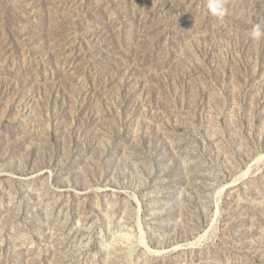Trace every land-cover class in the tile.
Returning <instances> with one entry per match:
<instances>
[{
  "label": "rangeland",
  "instance_id": "374dc122",
  "mask_svg": "<svg viewBox=\"0 0 264 264\" xmlns=\"http://www.w3.org/2000/svg\"><path fill=\"white\" fill-rule=\"evenodd\" d=\"M0 264H264V0H0Z\"/></svg>",
  "mask_w": 264,
  "mask_h": 264
},
{
  "label": "bare ground",
  "instance_id": "6f19581e",
  "mask_svg": "<svg viewBox=\"0 0 264 264\" xmlns=\"http://www.w3.org/2000/svg\"><path fill=\"white\" fill-rule=\"evenodd\" d=\"M218 206V205H217Z\"/></svg>",
  "mask_w": 264,
  "mask_h": 264
}]
</instances>
